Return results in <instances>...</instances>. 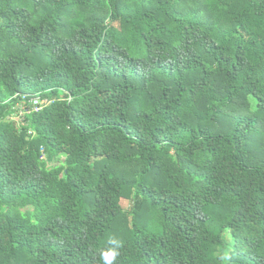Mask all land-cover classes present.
Here are the masks:
<instances>
[{
    "label": "trees",
    "instance_id": "16d2710c",
    "mask_svg": "<svg viewBox=\"0 0 264 264\" xmlns=\"http://www.w3.org/2000/svg\"><path fill=\"white\" fill-rule=\"evenodd\" d=\"M113 234L116 264H264V0H0V264Z\"/></svg>",
    "mask_w": 264,
    "mask_h": 264
},
{
    "label": "built area",
    "instance_id": "2783aa9c",
    "mask_svg": "<svg viewBox=\"0 0 264 264\" xmlns=\"http://www.w3.org/2000/svg\"><path fill=\"white\" fill-rule=\"evenodd\" d=\"M17 98H20V101L16 104L15 110L17 114L13 115V120H18L20 116L24 113L26 115L28 114H33V113H39L45 106H48L51 104V101L49 100H44L39 97H33V98H28L25 94H18L16 95ZM23 102L27 103V107H25V112L23 111ZM41 160L45 159L44 156V151L41 149Z\"/></svg>",
    "mask_w": 264,
    "mask_h": 264
},
{
    "label": "clouds",
    "instance_id": "9594fccd",
    "mask_svg": "<svg viewBox=\"0 0 264 264\" xmlns=\"http://www.w3.org/2000/svg\"><path fill=\"white\" fill-rule=\"evenodd\" d=\"M125 247L124 241L118 238L115 234L111 235L107 241V247L100 250L99 255L103 264H116V261L121 256V249ZM230 259V256H226Z\"/></svg>",
    "mask_w": 264,
    "mask_h": 264
},
{
    "label": "rangeland",
    "instance_id": "374dc122",
    "mask_svg": "<svg viewBox=\"0 0 264 264\" xmlns=\"http://www.w3.org/2000/svg\"><path fill=\"white\" fill-rule=\"evenodd\" d=\"M120 204H121V206H122V208H123L124 210L130 208V204H129V202L126 201V200H122V201L120 202Z\"/></svg>",
    "mask_w": 264,
    "mask_h": 264
}]
</instances>
